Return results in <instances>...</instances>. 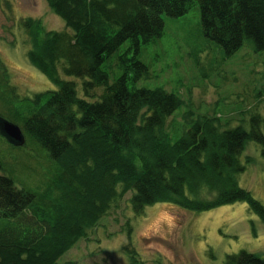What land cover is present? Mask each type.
<instances>
[{
  "label": "trees",
  "instance_id": "trees-1",
  "mask_svg": "<svg viewBox=\"0 0 264 264\" xmlns=\"http://www.w3.org/2000/svg\"><path fill=\"white\" fill-rule=\"evenodd\" d=\"M45 1L64 29L40 35L28 19L21 27L30 44L27 61L55 89L18 98L0 63V116L18 125L23 147L40 158L37 173L19 181L0 157V264H57L128 192L135 215L159 202L191 212L241 202L264 226V206L237 182L245 145H260L264 155V120L257 114L248 130L220 131L201 117L172 140L165 125L179 98L129 84L148 74L136 54L162 35V15L177 18L195 4L203 35L225 56L245 43L263 50L264 0ZM125 42L128 49L117 56L121 73L109 84L102 64ZM0 141L12 151L23 148ZM224 264L264 259L240 251Z\"/></svg>",
  "mask_w": 264,
  "mask_h": 264
},
{
  "label": "rangeland",
  "instance_id": "rangeland-1",
  "mask_svg": "<svg viewBox=\"0 0 264 264\" xmlns=\"http://www.w3.org/2000/svg\"><path fill=\"white\" fill-rule=\"evenodd\" d=\"M25 19L38 23L40 35L61 31L64 25L45 0H0V63L18 98L32 99L55 87L27 61L30 44L21 27ZM162 20V35L140 45L136 54V59L147 67V76L129 84L136 88H161L179 98L180 106L165 125L172 140L201 117L212 120L220 131L238 125L248 130L253 115L264 120V49L255 51L250 43H245L234 54L225 56L219 45L203 35L196 4L180 17L162 15ZM128 46L125 42L103 62L109 84L121 73L117 56ZM127 55H132V49ZM60 78L78 79L61 73ZM99 89L103 91L102 87ZM77 92L81 96L80 85ZM261 131L264 132L263 126ZM26 147L12 151L0 141V157L19 181L25 180V173L33 177L39 168L40 158L32 147ZM240 162L245 169L237 176L238 186L264 206L261 146L248 142ZM129 196L128 192L118 200L57 264H224L226 255L240 251L264 259V226L245 203L191 212L159 202L135 215L127 201Z\"/></svg>",
  "mask_w": 264,
  "mask_h": 264
},
{
  "label": "water",
  "instance_id": "water-1",
  "mask_svg": "<svg viewBox=\"0 0 264 264\" xmlns=\"http://www.w3.org/2000/svg\"><path fill=\"white\" fill-rule=\"evenodd\" d=\"M0 136L6 143L15 148H21L25 144V136L18 125L0 116Z\"/></svg>",
  "mask_w": 264,
  "mask_h": 264
}]
</instances>
